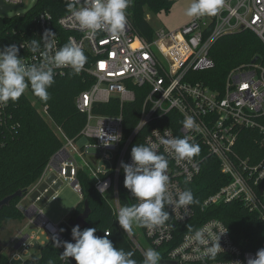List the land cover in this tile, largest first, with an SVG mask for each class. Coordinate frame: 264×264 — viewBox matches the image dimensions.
Listing matches in <instances>:
<instances>
[{"label":"built area","instance_id":"obj_1","mask_svg":"<svg viewBox=\"0 0 264 264\" xmlns=\"http://www.w3.org/2000/svg\"><path fill=\"white\" fill-rule=\"evenodd\" d=\"M2 2L22 6L24 0ZM126 15L128 22L125 30L113 36L107 30L89 34L87 30L80 29L70 12L56 20L50 11L43 10L34 18L33 37L20 42L26 52L19 55L31 65L42 61L39 52L33 54L30 51L31 40L41 41L40 37L46 30L55 33L53 38L57 48L72 41L88 58L81 73L92 79V85L76 97L78 110L86 115L80 137L72 139L60 129L63 145L30 192L39 186H48L36 197L28 196L30 203L19 205L27 221L11 236L7 244L9 253L3 251L11 264L33 258L53 236L64 240L61 223L50 220L42 204L58 198L59 189H54V184L61 180L82 196L78 177L80 168L90 171L101 194L113 189L119 211L122 207L119 180L121 175L125 178L121 162L132 163L130 153L135 141L136 144H154L158 152L166 156L170 177L168 191L174 199L177 192L185 190L183 183L193 182L201 173L203 160L215 157L227 182L204 198L202 210L240 202L248 211L257 214L264 224V54L233 67L222 90L195 80L196 74H191L215 67L210 51L224 35L248 29L264 45V0H224L217 15L192 17L177 29L155 28L152 40L140 34L130 16ZM62 32L67 34L65 39L61 36ZM68 69H55V74H65ZM135 87L146 88L144 102L138 124L125 136L123 109L126 103L135 101ZM113 98L120 102L119 113L100 114L94 111L95 105L109 103ZM13 110L12 101L0 107L1 128L6 129L13 123ZM171 113L175 114L170 121L179 125L178 131L172 126L154 124L163 123V119ZM186 116L194 117L198 130L184 129L182 121ZM141 131L144 134L138 137ZM111 135H118L120 139L112 143ZM184 136L198 144L205 155L201 153L198 159L193 157L180 161L173 153L166 152L165 146L160 143L161 138ZM82 137L88 143L79 146L78 140ZM90 148L97 151L91 152ZM101 160H109L111 167H103ZM49 171L54 175L52 182L47 179ZM110 171L111 174L101 176ZM50 189L53 191L45 197ZM43 197L46 200L41 203ZM136 202L139 203L137 199ZM168 207L171 221L151 230L144 227L145 237L152 249L160 253L161 259L178 264H247L249 258H255L256 252L264 248L262 238L256 241L255 249H244L235 242L226 223L217 217L207 218L197 228L178 235L176 223L191 220L195 210L192 205L188 206L187 212L184 208ZM198 229H204L211 237L226 231L220 238L224 251L215 260L205 257L203 247L194 242L193 234ZM127 234L144 254L146 249L134 234ZM70 241L74 242L71 234ZM60 264H76V261L70 257L68 262L61 260Z\"/></svg>","mask_w":264,"mask_h":264},{"label":"trees","instance_id":"obj_2","mask_svg":"<svg viewBox=\"0 0 264 264\" xmlns=\"http://www.w3.org/2000/svg\"><path fill=\"white\" fill-rule=\"evenodd\" d=\"M178 0H132L126 13L130 16L134 26L140 34L152 40L155 28L151 17L162 12H170ZM67 0H36L35 4L24 14L0 15V50L6 45L20 42L33 37L34 18L43 10L50 11L55 19L68 13ZM150 15V18L148 16ZM65 39L66 33L61 34ZM26 52L20 47L19 54ZM264 54V45L258 36L251 30H242L222 36L211 48L210 54L215 61V67L208 70L191 72L196 79L203 81L214 89L222 90L230 70L238 65L251 61L255 56ZM55 83L48 89L49 99L44 102L35 96L29 87L18 101L13 102V123L6 129L0 127V200L17 190H29L42 176L46 166L63 145L60 129L72 139L80 137L81 130L86 122V115L81 113L76 105V97L92 85V79L86 74H73L68 69L65 74H55ZM146 88L135 87L136 99L124 105V132L127 136L138 124L144 102ZM46 108V111L44 110ZM121 110L120 102L113 98L109 103L95 105L94 111L100 114H117ZM171 115L163 119L161 127L172 126L178 131L176 124L170 121ZM144 133L141 131L138 137ZM137 137V139H138ZM136 145L133 143V146ZM203 149L197 159L205 155ZM201 173L193 182L183 183L185 190H191L199 203L192 204L195 214L186 223H176L178 235L197 228L210 217L223 220L229 227L235 242L244 249H255L256 241L264 238V224L257 214L248 211L240 202H230L202 210L201 204L205 197L215 192L227 182L220 170L219 161L212 156L205 158L201 164ZM101 174L102 177L111 174ZM79 180L82 185V200L75 206V218L84 209V202L88 200L91 213L88 224L81 230L89 227L97 229L95 235L103 237L104 230H111L108 237L114 247L125 252L134 253L133 259L142 264L144 256L132 243L130 237L116 220V202L113 189L107 194H101L91 177L90 171L79 170ZM119 198L121 206L137 204L135 197L124 187V177L119 180ZM23 198H14L9 206L0 208V225L22 211L16 201ZM169 212V207L165 206ZM64 229V240L70 241L71 227L67 222H61ZM144 231V227H141ZM133 233V231H132ZM63 247L55 248L52 239L40 247L33 258L20 264H60V254ZM0 264H11L6 254L0 251Z\"/></svg>","mask_w":264,"mask_h":264},{"label":"clouds","instance_id":"obj_3","mask_svg":"<svg viewBox=\"0 0 264 264\" xmlns=\"http://www.w3.org/2000/svg\"><path fill=\"white\" fill-rule=\"evenodd\" d=\"M132 0H67L66 7L80 29L89 34L107 30L113 36L119 35L127 25L126 10ZM224 0H192L186 9L189 17L215 16L223 7ZM81 5L80 7H76ZM55 33L46 30L40 37L43 41L31 40L30 51L40 53L42 61L39 64H26L19 55L20 47L15 43L6 45L0 50V107L9 101L16 102L31 88L33 94L46 102L49 99L48 89L55 83V69L71 68L72 73L79 75L87 63V56L83 50L72 41L57 48L54 40ZM62 74V73H61ZM186 130H198L194 117L186 116L182 121ZM167 136V134H166ZM112 143L119 140L118 135H111ZM160 143L165 146L166 152L174 154L177 160H190L200 153L198 144L191 142L189 137L161 138ZM111 144V143H108ZM107 145V144H106ZM132 163L121 162L124 170V187L139 203L122 206L116 220L124 232L131 234L133 226L154 229L165 225L169 219V212L165 206L173 209L184 208L199 203L191 190L177 192V198L169 193L170 177L167 173L169 162L165 155L158 152L154 144H136L131 149ZM106 186V185H105ZM61 232L64 229L60 230ZM97 229L89 227L81 230L79 225L71 229L72 240H61L58 236L52 237L55 248L63 247L60 258L68 262L74 258L76 264H137L133 259L134 253L125 252L114 247L108 237L111 230H104V236L95 235ZM217 237L206 235L204 229L194 231L193 240L203 247V255L215 260L221 251V234ZM142 264H160L161 255L154 249H147ZM51 264V262H49ZM247 264H264V248L259 249L255 258H249Z\"/></svg>","mask_w":264,"mask_h":264},{"label":"rangeland","instance_id":"obj_4","mask_svg":"<svg viewBox=\"0 0 264 264\" xmlns=\"http://www.w3.org/2000/svg\"><path fill=\"white\" fill-rule=\"evenodd\" d=\"M36 0H24L23 5L20 6L16 10L9 11L7 13L8 16L15 15L17 13L19 14H24L26 11H28L34 4ZM192 0H181L178 5L173 7V11L171 13V18L173 20H178L186 11V9L190 6ZM161 14L164 13H159L151 17V22L154 27L160 28V27H167L165 24L166 22L163 21V16ZM150 16V15H149ZM263 54V53H262ZM88 143V140L85 137H82L78 140V145H84ZM91 152H96L97 149L95 148H90ZM101 165L107 168L111 167V162L109 160H101ZM50 172H48V175ZM63 181V180H61ZM49 182H52L50 179ZM35 186V185H34ZM32 186L29 190L28 193L25 194L23 199L16 201V205L20 204H28L31 202L30 198L31 197H36L38 194H40L43 189L48 186V184L39 186L38 189H36L34 192L32 191L33 187ZM54 189H59V196L56 200L52 201H46V198L50 193L53 191V189H50V192L46 194L45 197L42 198L41 203L42 208L44 210V213L47 215V217L52 220L55 223H61V222H67L70 220V218L73 216V210L75 206L82 200V196L80 193L76 192L73 187L69 184L65 183H60L57 182L54 184ZM28 194V195H27ZM116 211L117 207H116ZM76 217V216H75ZM27 219L25 217V214L22 212L20 215L10 217L7 219L5 222H2L0 225V251L3 252H8L10 249L7 247V244L11 238V236L16 232L18 228L23 226L26 223ZM133 234L134 236L138 239V241L141 243V245L147 250L149 248L152 249L149 241L145 237L144 231L141 230V226L134 225L133 226ZM20 262H17L18 264Z\"/></svg>","mask_w":264,"mask_h":264},{"label":"water","instance_id":"obj_5","mask_svg":"<svg viewBox=\"0 0 264 264\" xmlns=\"http://www.w3.org/2000/svg\"><path fill=\"white\" fill-rule=\"evenodd\" d=\"M20 6L21 5H16V6L6 5L2 2V0H0V15H5L9 11L18 9ZM26 193H28L27 189L24 190L19 189L10 195H7L6 197L0 200V208H3L4 206H9L14 198L17 197L22 198L25 196ZM90 213H91V208L89 202L88 200H85L83 211L80 212L75 218H72L68 221L69 226L71 228L74 227L75 225H79L80 228L85 227L88 224V217L90 216ZM160 264H178V263L171 260L161 259Z\"/></svg>","mask_w":264,"mask_h":264},{"label":"crops","instance_id":"obj_6","mask_svg":"<svg viewBox=\"0 0 264 264\" xmlns=\"http://www.w3.org/2000/svg\"><path fill=\"white\" fill-rule=\"evenodd\" d=\"M181 0H178L174 3V5L172 6L170 12H165V11H162L160 13H164V14H161L163 16V21L166 22V26L167 27H170L169 29H177L179 27H181L182 25L186 24L187 22H189L191 20L192 17H189L186 15V11L185 13L178 19V20H173L171 18V13L173 11V7H175L176 5H178V3H180ZM159 14V13H158ZM148 18H150V16H148ZM50 172V171H49ZM50 175H48L47 173V179L48 180H52L54 175L52 172L49 173ZM61 183V181H58ZM62 184V183H61Z\"/></svg>","mask_w":264,"mask_h":264}]
</instances>
